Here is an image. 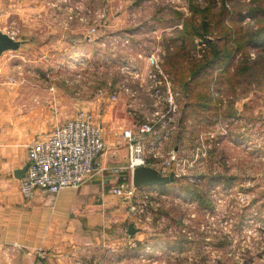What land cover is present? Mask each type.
Returning a JSON list of instances; mask_svg holds the SVG:
<instances>
[{
  "label": "rangeland",
  "instance_id": "1",
  "mask_svg": "<svg viewBox=\"0 0 264 264\" xmlns=\"http://www.w3.org/2000/svg\"><path fill=\"white\" fill-rule=\"evenodd\" d=\"M207 10L209 31L193 36L192 24L202 22L198 12ZM254 10L263 11L264 0H0V27L23 41L0 56V131L7 130L9 140L36 141L88 111L99 125L128 124L120 132L139 134L151 122L155 134L143 137L162 154L154 159L149 152L151 167L160 170L174 152L185 168L163 188L136 189L133 211L126 202L134 227L157 238L132 242L118 259L264 264V49L242 48L233 66L219 65L213 79L224 82L225 92L212 91L217 111L209 127L193 119L182 123L183 90L163 70L166 58L181 50L187 69L209 57L211 46L233 52L237 36L264 24ZM245 63H254L256 72L232 78L229 88L227 80ZM157 92L166 102L172 97L175 111L156 100ZM167 122L174 133L162 145ZM138 216L147 220L137 222ZM178 239L188 243L171 250L168 243ZM152 246L158 248L142 252Z\"/></svg>",
  "mask_w": 264,
  "mask_h": 264
},
{
  "label": "crops",
  "instance_id": "2",
  "mask_svg": "<svg viewBox=\"0 0 264 264\" xmlns=\"http://www.w3.org/2000/svg\"><path fill=\"white\" fill-rule=\"evenodd\" d=\"M0 31L9 33L2 27ZM100 124L106 145L102 170L76 189L36 191L30 197L22 194V178L14 173L27 163V146L33 139L9 140L7 130L0 131V264H131L130 255L118 259L119 253L152 236L143 229L128 233L125 226L133 218L126 202L112 193L120 182L131 180L124 169L127 149L119 131L129 126L105 120ZM112 168L121 170L115 174ZM152 248L158 247L142 252Z\"/></svg>",
  "mask_w": 264,
  "mask_h": 264
},
{
  "label": "built area",
  "instance_id": "3",
  "mask_svg": "<svg viewBox=\"0 0 264 264\" xmlns=\"http://www.w3.org/2000/svg\"><path fill=\"white\" fill-rule=\"evenodd\" d=\"M149 63L155 67V59L151 55ZM166 81V76L158 73ZM154 79L159 77L154 76ZM149 78V77H148ZM147 78V79H148ZM157 101L161 99L158 92L155 94ZM172 97L168 96V102L165 101L175 111ZM169 120V119H168ZM155 125L151 122L143 124L140 127L139 134H133L131 130H125L121 133L123 140H127V158L128 167L124 169L132 173L139 166H151L148 162L150 153L154 159L162 157L160 146L146 141L144 135H154ZM174 133V124L167 122L162 134L161 143L169 142ZM161 145V146H162ZM106 145L102 133V127L95 123L92 113L85 111L79 112L72 119L64 121L55 126L50 132L27 146L28 168L24 177L21 179L20 190L26 197L32 196L33 192L40 191L48 194H57L66 188H78L92 175L101 169L100 158L105 152ZM174 152H168L169 157L165 161L166 165L158 171L166 173L168 167L177 175L179 170H184V166L176 163ZM176 163V164H175ZM113 173L120 172V168H112ZM131 182V180H130ZM143 189V188H142ZM113 195L119 197L124 202L129 203V210H134L133 199L137 196L136 188L126 182H120L112 189ZM137 222H143L147 218L135 217ZM80 264V263H79Z\"/></svg>",
  "mask_w": 264,
  "mask_h": 264
},
{
  "label": "trees",
  "instance_id": "4",
  "mask_svg": "<svg viewBox=\"0 0 264 264\" xmlns=\"http://www.w3.org/2000/svg\"><path fill=\"white\" fill-rule=\"evenodd\" d=\"M198 13L202 18V22L192 24L193 28L189 33H192L193 36L207 33L209 31L210 22L212 21V13L208 12V10L199 11ZM259 14L264 15V10L261 12L259 10H254L252 16H260ZM205 17H208L209 19H206ZM224 37V44H226V38H229V32H224ZM235 41L239 44L235 50H232L233 52H231L232 48H228L227 46L226 51L222 50V48L220 50L211 46L207 51L209 57L204 56L203 60L199 61L197 64L196 62L191 63L190 66H188V69L186 68L185 50H181L166 58L163 70L173 76V82L176 86L181 87L184 94L183 96L186 99L181 111L182 123H185L188 119H193L198 124L206 125L208 127L214 124L217 106L212 100V91L215 90L219 93H223L222 90L225 92V89H221L223 88L224 82L220 80L219 83L222 85H219L218 81L216 82L215 78L213 79V76H217V70L220 68L219 65L223 62L225 63V66H233V62L231 64V60L235 57L236 53L242 50V48L251 47L258 50L264 49V24L248 34L237 36ZM253 72H256L254 63H245L241 65V67L237 68L235 73L231 74L232 76L227 80L226 85L230 88L232 78L238 79V75H243L244 73H249L250 75ZM244 77L245 75H243V78ZM226 92L230 91L226 89ZM156 238V236H151L149 240H156ZM185 243L188 242H185L183 239H178L168 243V247L171 248V250L178 251L181 250L180 247L185 245ZM142 244L143 242H136V245L138 246Z\"/></svg>",
  "mask_w": 264,
  "mask_h": 264
},
{
  "label": "water",
  "instance_id": "5",
  "mask_svg": "<svg viewBox=\"0 0 264 264\" xmlns=\"http://www.w3.org/2000/svg\"><path fill=\"white\" fill-rule=\"evenodd\" d=\"M22 42L9 36L7 33L0 31V56L6 51H16ZM28 168V163L21 169L15 172V177L21 179L24 177ZM175 180L174 172H170L167 176H163L157 169L151 166L136 167L131 173V183L134 188H151L161 187L172 183ZM138 231L132 223L128 225V233L134 235Z\"/></svg>",
  "mask_w": 264,
  "mask_h": 264
}]
</instances>
